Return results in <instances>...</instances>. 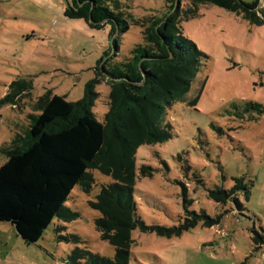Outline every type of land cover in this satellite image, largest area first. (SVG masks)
Returning <instances> with one entry per match:
<instances>
[{
	"label": "rangeland",
	"instance_id": "1",
	"mask_svg": "<svg viewBox=\"0 0 264 264\" xmlns=\"http://www.w3.org/2000/svg\"><path fill=\"white\" fill-rule=\"evenodd\" d=\"M118 1L135 19L166 11L165 0ZM69 2L0 0V100L13 80L26 78L34 85L33 100L51 90L78 101L99 64L114 54L115 39L118 61L144 42L141 26L130 18V29L112 36L110 24L94 27L86 18H68ZM256 10L264 19V0ZM182 30L205 58L185 101L168 111L175 137L137 150L138 215L149 227H164V235L149 227L134 230L130 264H264V21L252 24L243 15L201 4L198 16L183 20ZM96 90L93 111L104 120L110 85L101 79ZM32 104L27 98L18 107L0 106V145L27 120ZM5 161L0 155V166ZM144 165L147 172L140 175ZM95 178L90 194L76 186L67 201L80 218L55 219L34 243L0 221V264H69L77 246L113 257L115 248L95 228L100 212L89 205L113 179L97 171ZM237 182L241 189H234ZM194 218L196 225L186 230ZM71 235L80 241L68 243Z\"/></svg>",
	"mask_w": 264,
	"mask_h": 264
},
{
	"label": "trees",
	"instance_id": "2",
	"mask_svg": "<svg viewBox=\"0 0 264 264\" xmlns=\"http://www.w3.org/2000/svg\"><path fill=\"white\" fill-rule=\"evenodd\" d=\"M112 4L119 10H113ZM201 4L243 15L252 24L264 21L256 10L259 0H165L163 15L150 14L144 19L123 11L118 0L68 3L64 12L68 18H86L94 27L110 24L112 36L128 31L130 18L131 23L141 26L144 42L118 61L115 39L114 54L104 65L99 64L96 77L75 102L51 90L33 100L31 79L16 78L8 85L0 106L18 107L30 98L33 109L25 122L15 125L13 137L0 145V155L6 158L0 166V221L11 223L26 243L38 241L55 219L72 222L80 218L67 201L76 186L90 194L97 184V171L113 181L101 185L89 205L100 212L95 228L101 239L115 248V254L102 256L77 246L68 257L69 264H130L133 231L149 227L138 215L134 196L139 178L136 153L142 145L165 143L175 137L168 111L175 102L185 101L205 58L184 36L182 22L198 16ZM101 79L110 85L104 120L93 111ZM198 97L191 103L196 104ZM247 106L261 109L259 104ZM147 169L144 165L140 175ZM237 188H242L240 182ZM245 192L247 197V187ZM196 221L194 218L185 229L194 227ZM149 229L164 235V227ZM65 238L68 243L80 241L75 235Z\"/></svg>",
	"mask_w": 264,
	"mask_h": 264
}]
</instances>
